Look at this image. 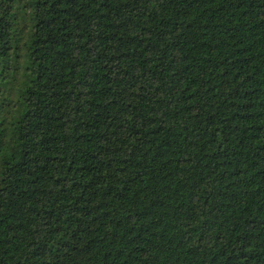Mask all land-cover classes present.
I'll list each match as a JSON object with an SVG mask.
<instances>
[{
	"label": "trees",
	"instance_id": "trees-1",
	"mask_svg": "<svg viewBox=\"0 0 264 264\" xmlns=\"http://www.w3.org/2000/svg\"><path fill=\"white\" fill-rule=\"evenodd\" d=\"M0 264H264V0H0Z\"/></svg>",
	"mask_w": 264,
	"mask_h": 264
}]
</instances>
